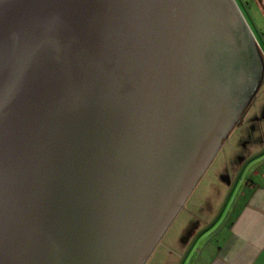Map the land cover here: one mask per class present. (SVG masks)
Listing matches in <instances>:
<instances>
[{
    "label": "water",
    "instance_id": "water-1",
    "mask_svg": "<svg viewBox=\"0 0 264 264\" xmlns=\"http://www.w3.org/2000/svg\"><path fill=\"white\" fill-rule=\"evenodd\" d=\"M263 58L236 0H0V264H146Z\"/></svg>",
    "mask_w": 264,
    "mask_h": 264
},
{
    "label": "crops",
    "instance_id": "crops-1",
    "mask_svg": "<svg viewBox=\"0 0 264 264\" xmlns=\"http://www.w3.org/2000/svg\"><path fill=\"white\" fill-rule=\"evenodd\" d=\"M240 129L232 170L220 173L224 185L206 187L200 217L157 264H264V121Z\"/></svg>",
    "mask_w": 264,
    "mask_h": 264
},
{
    "label": "rangeland",
    "instance_id": "rangeland-1",
    "mask_svg": "<svg viewBox=\"0 0 264 264\" xmlns=\"http://www.w3.org/2000/svg\"><path fill=\"white\" fill-rule=\"evenodd\" d=\"M238 6L240 7L246 21L249 24V27L252 31V34L258 43L260 51L264 56V0H236ZM264 72V71H263ZM260 92L257 94L256 99L264 95V73H263V82ZM252 110H255L254 104L249 108L250 113ZM248 117H245L242 123L236 126L229 136L225 139L221 149L219 150L217 156L214 161L199 181L198 185L194 189L193 193L185 203L184 207L181 209L162 240L146 262V264H157L159 261L160 254L166 253L167 248L172 245L174 247L180 248L179 238L183 235L184 228L189 222L190 219L194 217H200L199 206L204 199L203 191L206 187L214 186V185H224L221 182L220 173L223 169L229 166L230 170H232L231 161L235 157V153L240 150V146L238 145V139L240 136V126L248 124L246 120ZM260 146H254L252 148L253 151L260 150ZM246 174V173H245ZM217 203V202H216ZM176 240V242L172 240Z\"/></svg>",
    "mask_w": 264,
    "mask_h": 264
},
{
    "label": "flooded vegetation",
    "instance_id": "flooded-vegetation-1",
    "mask_svg": "<svg viewBox=\"0 0 264 264\" xmlns=\"http://www.w3.org/2000/svg\"><path fill=\"white\" fill-rule=\"evenodd\" d=\"M262 70L264 71V58H263ZM262 82H263V77H262V79L259 82L258 88H257L254 96L251 98L249 103L243 109L242 114L240 116V119H239L237 125H240L245 117H248L247 118L248 120H246L247 123H251V122L254 123V122L264 121V112L262 111V109H264V95L259 97L258 100L256 99L257 94L260 92L259 90L261 88ZM253 104H254L255 110H252L250 113H248L249 112V108Z\"/></svg>",
    "mask_w": 264,
    "mask_h": 264
},
{
    "label": "trees",
    "instance_id": "trees-1",
    "mask_svg": "<svg viewBox=\"0 0 264 264\" xmlns=\"http://www.w3.org/2000/svg\"><path fill=\"white\" fill-rule=\"evenodd\" d=\"M236 126H238V125H236ZM236 126H235V127H236ZM243 126H245V125H243Z\"/></svg>",
    "mask_w": 264,
    "mask_h": 264
}]
</instances>
